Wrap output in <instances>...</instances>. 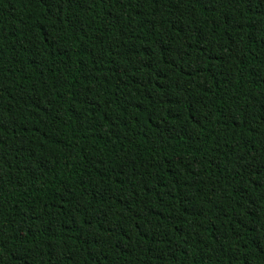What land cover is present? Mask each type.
I'll list each match as a JSON object with an SVG mask.
<instances>
[{
    "label": "trees",
    "instance_id": "obj_1",
    "mask_svg": "<svg viewBox=\"0 0 264 264\" xmlns=\"http://www.w3.org/2000/svg\"><path fill=\"white\" fill-rule=\"evenodd\" d=\"M0 264H264V0H0Z\"/></svg>",
    "mask_w": 264,
    "mask_h": 264
}]
</instances>
